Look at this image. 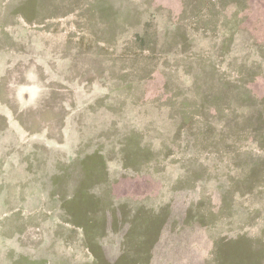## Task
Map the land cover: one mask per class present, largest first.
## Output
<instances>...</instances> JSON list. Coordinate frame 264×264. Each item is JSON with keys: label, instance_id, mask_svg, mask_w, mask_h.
Wrapping results in <instances>:
<instances>
[{"label": "rangeland", "instance_id": "1", "mask_svg": "<svg viewBox=\"0 0 264 264\" xmlns=\"http://www.w3.org/2000/svg\"><path fill=\"white\" fill-rule=\"evenodd\" d=\"M170 201L264 264V0H0V264H143Z\"/></svg>", "mask_w": 264, "mask_h": 264}, {"label": "crops", "instance_id": "2", "mask_svg": "<svg viewBox=\"0 0 264 264\" xmlns=\"http://www.w3.org/2000/svg\"><path fill=\"white\" fill-rule=\"evenodd\" d=\"M215 193L216 192L213 190L212 192L205 191V193L202 194L201 190H198L195 196L206 197L209 195L212 196ZM168 205V210H166V212L164 210L155 215L152 227L144 229V241L149 240L151 243L143 249V264H176L178 259L183 258L185 256L184 253L187 251H179V249L175 248L174 242L176 230L183 229L188 235L187 240L190 241L191 239L192 242L194 241L193 237L195 235L201 237L204 233L205 226L211 224L210 211H208L207 214H204L205 212L203 211L194 212L193 214H188V212L180 214L177 210L172 209L173 203H171V201ZM163 213L165 214L163 215ZM111 220H113L112 216ZM112 225L114 226L115 223H112L111 227ZM226 235L227 233L223 232L221 235L223 238L221 237L215 240V248L210 246V241L207 240L209 242V247L205 249L207 251V255L204 256L203 254H200V262H195L198 260V256L195 261L191 260L187 264H207L206 257H209L212 250L224 252L227 244ZM238 239L239 238H234L230 240V242L233 243L232 245H235L237 244ZM220 244L223 246H220ZM195 248V250H198L197 246H195Z\"/></svg>", "mask_w": 264, "mask_h": 264}]
</instances>
